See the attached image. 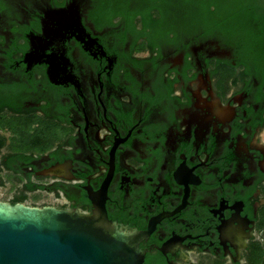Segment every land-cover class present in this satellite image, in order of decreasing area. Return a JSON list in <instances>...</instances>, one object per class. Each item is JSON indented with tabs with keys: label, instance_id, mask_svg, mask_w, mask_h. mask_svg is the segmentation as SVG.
<instances>
[{
	"label": "flooded vegetation",
	"instance_id": "obj_1",
	"mask_svg": "<svg viewBox=\"0 0 264 264\" xmlns=\"http://www.w3.org/2000/svg\"><path fill=\"white\" fill-rule=\"evenodd\" d=\"M6 1L0 201L104 203L144 264H264V43L186 8Z\"/></svg>",
	"mask_w": 264,
	"mask_h": 264
},
{
	"label": "water",
	"instance_id": "obj_2",
	"mask_svg": "<svg viewBox=\"0 0 264 264\" xmlns=\"http://www.w3.org/2000/svg\"><path fill=\"white\" fill-rule=\"evenodd\" d=\"M139 239L121 231L104 203L87 216L0 201V264H144Z\"/></svg>",
	"mask_w": 264,
	"mask_h": 264
},
{
	"label": "trees",
	"instance_id": "obj_3",
	"mask_svg": "<svg viewBox=\"0 0 264 264\" xmlns=\"http://www.w3.org/2000/svg\"><path fill=\"white\" fill-rule=\"evenodd\" d=\"M130 0H123L128 3ZM6 0H0V6ZM137 8L158 10L173 15L177 10L190 9L202 17L195 25H203L211 33L229 40L264 43V0H136ZM197 25V26H198Z\"/></svg>",
	"mask_w": 264,
	"mask_h": 264
},
{
	"label": "rangeland",
	"instance_id": "obj_4",
	"mask_svg": "<svg viewBox=\"0 0 264 264\" xmlns=\"http://www.w3.org/2000/svg\"><path fill=\"white\" fill-rule=\"evenodd\" d=\"M47 203H54L56 201V196L51 191H47V197H46Z\"/></svg>",
	"mask_w": 264,
	"mask_h": 264
}]
</instances>
